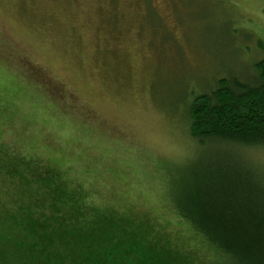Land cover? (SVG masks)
Listing matches in <instances>:
<instances>
[{
  "label": "rangeland",
  "instance_id": "obj_1",
  "mask_svg": "<svg viewBox=\"0 0 264 264\" xmlns=\"http://www.w3.org/2000/svg\"><path fill=\"white\" fill-rule=\"evenodd\" d=\"M135 1L0 0V146L49 167L108 220L161 236L172 259L207 264L174 212L181 193L232 162L264 172V149L199 145L188 105L220 79L256 76L264 0H152L146 12ZM17 175L0 169L3 197ZM26 237L0 244L11 262L0 264H41L22 259L40 243Z\"/></svg>",
  "mask_w": 264,
  "mask_h": 264
},
{
  "label": "trees",
  "instance_id": "obj_2",
  "mask_svg": "<svg viewBox=\"0 0 264 264\" xmlns=\"http://www.w3.org/2000/svg\"><path fill=\"white\" fill-rule=\"evenodd\" d=\"M254 68L252 80L220 79L191 100L187 117L193 141L202 146L264 149V56ZM11 154L0 146V169L8 165L18 174L10 190L4 191L7 196L0 190V244L12 246V240L27 235L26 239L38 238L39 244L23 248L22 259L43 257L41 264H76L87 260L79 254H89L96 247L95 260L87 264H151L159 263L155 258L160 257L186 264L172 259L160 244L161 236L150 239L108 220L101 209L88 206L87 196L82 197L49 167L37 162L33 166L25 156ZM225 166V172L214 179H203L195 190L182 192L174 212L205 246L201 258L210 260L207 264H264V172L234 162ZM1 256L10 262L8 256Z\"/></svg>",
  "mask_w": 264,
  "mask_h": 264
},
{
  "label": "flooded vegetation",
  "instance_id": "obj_3",
  "mask_svg": "<svg viewBox=\"0 0 264 264\" xmlns=\"http://www.w3.org/2000/svg\"><path fill=\"white\" fill-rule=\"evenodd\" d=\"M151 1L152 0H136L135 2H132V3L138 9L144 10V12H146V11L154 10V8H155L154 4ZM169 2H170V4H167V5L170 8H172V5L174 4V0H169Z\"/></svg>",
  "mask_w": 264,
  "mask_h": 264
}]
</instances>
